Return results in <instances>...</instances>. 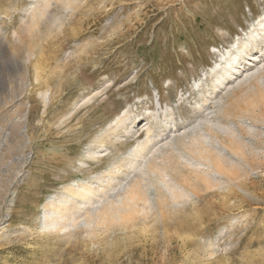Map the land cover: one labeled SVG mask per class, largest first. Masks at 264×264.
<instances>
[{
    "label": "rangeland",
    "instance_id": "rangeland-1",
    "mask_svg": "<svg viewBox=\"0 0 264 264\" xmlns=\"http://www.w3.org/2000/svg\"><path fill=\"white\" fill-rule=\"evenodd\" d=\"M38 1L0 0V264H264V0H55L30 30ZM208 121L242 143L240 158L216 141L240 165L221 186L193 179V199L166 207L151 189L154 209L125 224L43 228L69 186L112 168L109 196L131 183L125 160L149 127L153 147L183 151Z\"/></svg>",
    "mask_w": 264,
    "mask_h": 264
},
{
    "label": "bare ground",
    "instance_id": "bare-ground-1",
    "mask_svg": "<svg viewBox=\"0 0 264 264\" xmlns=\"http://www.w3.org/2000/svg\"><path fill=\"white\" fill-rule=\"evenodd\" d=\"M54 1L55 0H39L34 8L30 7V9L26 11L27 16L30 18V22L28 24L26 23L28 29L31 30V24L41 21V19L48 20L50 18ZM261 27L264 28L263 23ZM255 38L256 36H253L252 39L255 40ZM246 49L247 45L244 46L242 50L244 51ZM238 52L241 53V50ZM228 64L229 66L226 67L229 68L230 63ZM221 69L223 71L221 66H217L213 69V72L217 73V71ZM228 71L229 70H224V75H220L219 77H226ZM220 79L218 78L217 80ZM200 86H202L200 83L197 84L196 89ZM169 113L168 108L162 110V115H168ZM128 114L129 112L125 113L122 117H119L113 126L110 125L106 134H115L120 129H124L129 121L133 120L135 122V118L133 119V117ZM162 115L160 111H157L151 114L150 118L153 117L156 122H159L161 121ZM220 125L219 132L231 138L230 140H232L231 143L234 145L233 147L227 146L226 143L223 144V141L218 137V133L214 132V126L209 122L207 128V130H209L208 135L205 133L199 134L198 131H200L199 128L201 127H197V130L194 129L195 135L193 134L182 142L180 141L183 151L180 150L181 147L178 148L176 140L174 144L172 141H169L165 142L161 148H155L153 147V138L155 137L154 130L152 126L149 127L146 132V140L134 148L125 160V162H129V165H127L129 171L138 173L131 183H127V185L120 190L112 188L113 191L117 192L114 193L113 196H109L106 190H108L109 187L111 188V186L114 187V185H112L115 182L114 178H116L115 176L120 172V170L118 172L120 168H112V171L108 173L109 176L107 180H105L104 176L98 179V183L92 181L77 187L72 185L69 186L65 189L63 199L51 200L48 203L46 213L43 217V228L46 230L54 229L57 232H61L76 227L79 223H83L84 226L89 228H93L98 224H125L133 221L140 214L147 215L149 211L154 209V201L150 193L151 189H156L160 195L159 203L166 207V204L169 203H172V205L176 204L177 206L180 203L189 202L193 199L199 190V187H197V185L195 186L193 179L195 181H201L200 185L208 190L221 186L223 184L222 178L234 176L233 170L239 169L240 165L228 159L227 156L218 149L216 141L224 145L225 148H229L237 157L241 158L243 154L238 150L239 145L242 143L236 141L241 140L237 135V130L229 127H222V124ZM212 132H214V135ZM173 164H176L177 167L181 165L189 170L187 173L188 175H183L185 177H182L181 181L176 180V178H174L175 176H173L174 174H171L172 172H176V170L174 171V169L171 168ZM103 182H106V184L104 183L105 185H103ZM118 185L116 187L120 186ZM103 198H106L108 202L106 203L102 200ZM73 205L79 206V208L77 207L78 209H76ZM71 206L73 208H71ZM76 210L79 211V213H76ZM80 220L82 221L80 222Z\"/></svg>",
    "mask_w": 264,
    "mask_h": 264
}]
</instances>
